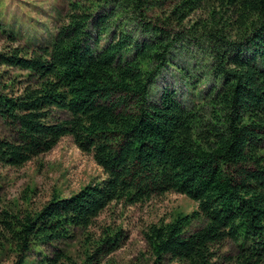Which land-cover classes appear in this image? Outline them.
Returning <instances> with one entry per match:
<instances>
[{
  "label": "trees",
  "instance_id": "16d2710c",
  "mask_svg": "<svg viewBox=\"0 0 264 264\" xmlns=\"http://www.w3.org/2000/svg\"><path fill=\"white\" fill-rule=\"evenodd\" d=\"M0 28V165L70 136L104 173L0 208V264H119L125 231L89 228L167 192L196 208L142 228L146 264H264V0H68L45 39Z\"/></svg>",
  "mask_w": 264,
  "mask_h": 264
},
{
  "label": "rangeland",
  "instance_id": "374dc122",
  "mask_svg": "<svg viewBox=\"0 0 264 264\" xmlns=\"http://www.w3.org/2000/svg\"><path fill=\"white\" fill-rule=\"evenodd\" d=\"M67 3L68 0H0V24L14 33L17 44L45 39L54 32L58 14L65 12ZM7 44V37L0 28V48ZM0 70L10 69L0 66ZM11 72L18 73L13 70ZM173 73L171 68L163 71L158 85L173 80ZM182 94L183 99L188 97L185 91ZM6 132L0 119V134ZM103 177L102 168L92 156L83 153L70 136H64L52 149L21 167L0 165V208L9 205L13 208L37 209L52 192L67 196L86 183ZM195 208L193 200L177 192H167L134 205L112 203L97 217L96 223L89 230L98 233L103 225L120 226L127 237L112 257L119 264H146L148 254L141 235L142 228L151 222L168 220L177 212L188 213ZM232 247V243L227 242L221 249L229 252ZM162 264L183 263L165 259Z\"/></svg>",
  "mask_w": 264,
  "mask_h": 264
}]
</instances>
